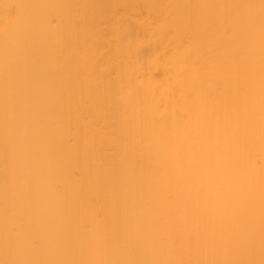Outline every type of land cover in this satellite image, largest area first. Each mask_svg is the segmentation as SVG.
Wrapping results in <instances>:
<instances>
[{
    "label": "bare ground",
    "instance_id": "1",
    "mask_svg": "<svg viewBox=\"0 0 264 264\" xmlns=\"http://www.w3.org/2000/svg\"><path fill=\"white\" fill-rule=\"evenodd\" d=\"M0 264H264V0H0Z\"/></svg>",
    "mask_w": 264,
    "mask_h": 264
}]
</instances>
